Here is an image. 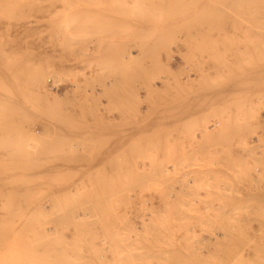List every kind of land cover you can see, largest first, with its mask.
Segmentation results:
<instances>
[{
    "label": "rangeland",
    "instance_id": "374dc122",
    "mask_svg": "<svg viewBox=\"0 0 264 264\" xmlns=\"http://www.w3.org/2000/svg\"><path fill=\"white\" fill-rule=\"evenodd\" d=\"M0 264H264V0H0Z\"/></svg>",
    "mask_w": 264,
    "mask_h": 264
}]
</instances>
